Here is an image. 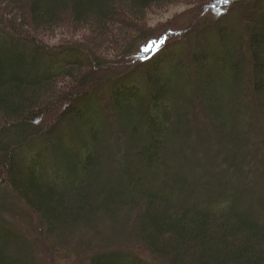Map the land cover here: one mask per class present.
Segmentation results:
<instances>
[{
	"label": "trees",
	"instance_id": "obj_1",
	"mask_svg": "<svg viewBox=\"0 0 264 264\" xmlns=\"http://www.w3.org/2000/svg\"><path fill=\"white\" fill-rule=\"evenodd\" d=\"M0 204V264H264V0H0Z\"/></svg>",
	"mask_w": 264,
	"mask_h": 264
},
{
	"label": "rangeland",
	"instance_id": "obj_2",
	"mask_svg": "<svg viewBox=\"0 0 264 264\" xmlns=\"http://www.w3.org/2000/svg\"><path fill=\"white\" fill-rule=\"evenodd\" d=\"M222 9V7H220V10ZM219 10V9H218ZM201 12L200 9V4L195 3V2H185V1H178L175 3H171V4H167L161 8H157V9H153L150 14L148 15V29L146 31V34L148 36L154 34L158 29H160L165 23H167L168 21H170L171 23H176L177 25L180 26H189L191 21L199 15V13ZM197 18V17H196ZM71 33V34H70ZM89 30H79L78 32H74L72 33L69 29H60L55 31L54 33H52L50 35L49 40H51V42L53 43H61V42H65V41H71L74 40L71 38V36H74L75 38H85L87 37L89 34ZM155 40V41H154ZM158 40V41H157ZM151 39L150 42H148L146 44V48L150 50L151 46L153 44L157 45V47L159 48L160 46H162L159 42V39ZM152 51H156V49H152ZM111 53H109L108 55H110V58H115V52L114 50H110ZM257 100V99H256ZM250 111L255 112L254 108H251ZM207 120H210L209 118ZM211 121V120H210ZM62 126V125H61ZM117 128H120L119 125H117ZM253 127V126H252ZM251 127V128H252ZM244 129L242 128V131H247L248 135L246 136V138L244 139L243 144L238 145L237 143L232 144L230 141H227V145L230 146L232 149H240V148H244V150H246L248 147H254V142L253 140L255 139L254 137L258 136V130L257 132H253L252 129ZM254 137H253V136ZM68 142L70 143V137H67ZM199 151L201 153L208 154L210 152V148H209V142L208 141H203L199 144ZM114 149H121L122 146L120 147V141H116L115 144L113 145ZM112 147V148H113ZM231 153V151H230ZM229 153V155H230ZM202 154V155H203ZM243 155V154H242ZM254 160V159H253ZM256 162L258 161L257 159L255 160ZM212 169V167H211ZM116 170H120L119 167H116ZM209 174L207 175V178L205 180H203V183L207 184L210 182L209 178ZM243 183H244V189H249L250 193H256L257 192V183L261 180L260 177L258 176H248L247 174H242V178ZM10 191V190H9ZM11 192V191H10ZM252 193V194H253ZM12 194V193H11ZM210 197H208V195H203L199 198L196 199V201L199 200H207ZM17 200V198H15V196L12 197L11 202H15L14 200ZM4 210V206L0 204V211ZM26 222V221H25ZM131 233V231H119V230H115L113 228H111L110 230V235L109 237L112 239H122V238H126L127 236H129ZM99 240V239H98Z\"/></svg>",
	"mask_w": 264,
	"mask_h": 264
},
{
	"label": "snow or ice",
	"instance_id": "obj_3",
	"mask_svg": "<svg viewBox=\"0 0 264 264\" xmlns=\"http://www.w3.org/2000/svg\"><path fill=\"white\" fill-rule=\"evenodd\" d=\"M227 2H228V3H231L232 0H227ZM163 43H164V41H161V42H160L161 45H162ZM152 49L159 50L158 47H157V45H155V44H153V45L151 46L150 51H151Z\"/></svg>",
	"mask_w": 264,
	"mask_h": 264
}]
</instances>
